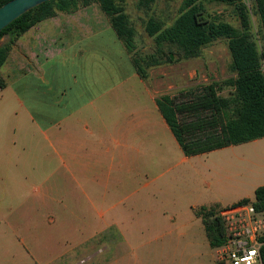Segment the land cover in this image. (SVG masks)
<instances>
[{"label": "rangeland", "instance_id": "1", "mask_svg": "<svg viewBox=\"0 0 264 264\" xmlns=\"http://www.w3.org/2000/svg\"><path fill=\"white\" fill-rule=\"evenodd\" d=\"M138 1L117 0L135 30V53L138 57H145L155 53L153 37L145 31L146 22L153 18L163 27L170 26L180 15L183 0H151L144 5ZM199 2L204 19L214 24L225 23L239 31L236 3L221 0ZM241 2L249 9L250 33L260 49L263 42L258 32L257 16L252 11V0ZM63 13H59L61 19L68 18L74 24L87 19L101 25L109 23L96 3L80 7L69 15ZM110 32L113 34L111 29ZM7 41L5 36L0 44ZM103 45L107 46L106 49L101 48L93 56L59 55L52 61L53 75L49 76V83L40 84L29 77L23 90L18 82L20 76L16 77L18 70L13 67L8 71L6 68L11 57L14 63L21 52L10 55L0 68L7 86L0 91V264H104L105 261L109 264H217L218 261L229 264L225 262L223 244L217 248L209 247L201 221L190 207L195 203L209 205L214 199V190L222 183L236 187L247 181L260 183L252 178L255 174L235 166L242 165L243 159L249 158V162L264 164L263 160L254 157L253 152L264 157V138L256 143L249 141L184 158L170 132L156 133L152 154L140 156L137 174L123 175L121 192L117 194L130 198L116 207L124 210L135 198L149 200L151 204L149 207L143 205L139 212H129L127 217L123 215L124 218L118 220L122 222L120 227L112 225L101 234H97L100 220L95 216L85 220L71 215L77 210L82 212L84 203L82 197L76 196L75 203L68 196L63 169L59 168V175L48 182L35 184L31 181L34 176L38 182L45 181L44 178L51 173L50 163L43 161L44 169L39 171V163H35L31 155H26L34 149L40 130L36 123L39 106L44 105L48 114L59 107V115H66L70 111L67 108L72 107L68 103L72 99L68 90L76 80L80 81L78 73L81 70L93 68L107 72V76H101L109 93L103 99L111 104L116 102L113 83L125 77L126 68L131 69V65L127 55L121 49L117 50L112 40L108 38V44ZM72 49L75 52L77 48ZM166 55L171 57V62L165 61L147 69L145 81L156 97L169 95L177 106L191 107L214 83L221 88L215 87L217 96H231V87L221 84L236 77L226 38L202 45L190 58H184L173 48L171 52L166 49ZM136 82L130 80L128 85ZM141 88L139 85L135 90L140 92ZM124 92L133 95V91ZM126 100L123 99L122 105ZM210 112L202 108L181 109L178 120L191 124L211 117ZM104 123L108 132L113 130L114 112L111 109L105 111ZM4 150L10 154L5 155ZM42 159H45L44 155ZM52 166L58 168L59 161L53 159ZM244 193L236 189L235 197ZM238 203L218 207L224 209ZM257 216L264 218V212H257ZM223 226L227 233L225 222ZM148 242H152L149 247L145 245ZM90 246L93 249H89ZM104 246L106 250H102ZM90 255L92 258L89 259Z\"/></svg>", "mask_w": 264, "mask_h": 264}, {"label": "crops", "instance_id": "2", "mask_svg": "<svg viewBox=\"0 0 264 264\" xmlns=\"http://www.w3.org/2000/svg\"><path fill=\"white\" fill-rule=\"evenodd\" d=\"M59 13L63 12H58L55 16L36 23L15 41L8 57L15 52L22 54H19V57L17 55V60L14 63L11 57L6 68L8 71H11L13 67L18 70L16 77L20 76L18 82L23 90L29 77L40 84L49 83L48 78L51 74L53 75L51 66L54 58L59 55L71 54L75 57L80 55H84V57L93 56L101 48L106 49L107 46L103 44L105 42L108 44V38L114 42L117 50L121 49L127 55L126 58L131 69L128 66L126 76L120 77L117 83H113L114 86L112 87L116 89L115 104L103 99L109 93L106 84L105 87L102 83L101 76H107V72L100 68L81 70L78 73L81 78L80 81L76 80L72 88L68 90L70 97H72L71 100H68L69 105L72 106L67 108L70 110L69 114L59 115L61 112L59 107L56 111H51L50 114L44 110V105L38 107L36 123L40 130L37 132L38 136L36 143H34V149L29 150L26 154L31 155L35 163H39V171L44 169L43 161H47L46 163L51 165V173L44 178L45 181L39 180L38 182L37 176L31 178L35 184L48 182L53 176L57 177L59 168L65 171L68 196L75 203L76 196L82 197L81 201L84 203L82 212L77 210L71 215L85 220L95 216L100 220L97 234H101L112 225L120 227L122 222L118 220L123 215L127 217L129 212H139L145 204L149 207L151 204L149 200L135 198L130 201V207L124 208V210L118 209L117 204H121L130 197L122 196L117 192H121L123 175L129 177V175L137 174L140 156L152 154L155 134L171 133V131L158 111L155 103L157 97L154 91H151L146 84L147 82L137 75L132 66L130 55L116 37L109 23L108 25L104 23L101 25L97 21L87 19L76 21L77 23L74 24L68 18L61 19ZM63 14L69 15V13ZM110 29L113 34H111ZM72 48L77 49L73 52ZM0 76L2 77L1 73ZM130 80H137V82L128 85ZM139 85L142 88L140 92H137L135 89ZM6 87L5 82V87L0 91ZM124 91H133V95L131 93L130 95L126 94ZM123 99H127V102L122 105ZM107 109L114 112V127L110 132L104 123ZM79 114H83V116ZM257 140L259 139L250 142L256 143ZM21 151L24 152L25 149ZM253 152L256 159L264 161V157L258 156L255 151ZM4 153H6L5 155L10 154L6 150ZM43 155L45 156L44 160L42 159ZM182 155L184 158H189L183 153ZM53 159L59 161L58 168L52 166ZM243 160L245 161L242 165L235 167L255 174L256 176H252V178L257 179L256 181L260 183L251 184L247 181L237 187L222 183L219 189L214 190V201H210L209 205L195 203L190 207L194 215L200 207H218L227 203L234 204L242 199H252L254 190L260 186L264 187V178H261L264 176V164L256 163L257 161L249 162L250 158ZM250 166L254 168H250ZM230 167L233 166L230 165ZM236 189H241L245 193L235 197ZM249 192H251L252 197H249ZM107 203L110 204L107 206ZM195 217L201 221L200 217L196 215ZM202 227L204 231L203 224ZM94 234L96 233L94 232ZM151 243L148 242L145 245L149 247ZM207 243L209 245L208 239ZM92 247L90 246L89 249H93ZM103 249L106 250V246ZM90 258L92 255L89 256ZM104 264H109V262L105 261Z\"/></svg>", "mask_w": 264, "mask_h": 264}, {"label": "trees", "instance_id": "3", "mask_svg": "<svg viewBox=\"0 0 264 264\" xmlns=\"http://www.w3.org/2000/svg\"><path fill=\"white\" fill-rule=\"evenodd\" d=\"M10 0H0V7ZM151 0H139L141 5ZM200 0H183L180 15L168 27L150 18L145 31L153 37L155 53L138 57L135 53V30L129 22L124 7L117 0H49L24 13L0 31V40L7 36L8 41L0 44V67L5 62L15 41L36 23L55 16L58 12L73 13L80 7L96 3L107 17L116 37L122 43L137 75L145 80L147 69L163 62H171L166 55L172 48L184 58L193 57L199 47L217 38H226L231 58V67L236 77L221 84L231 87L229 98L216 95L215 87H207L208 92L194 106L176 104L168 95L155 99L156 106L170 129L172 136L187 156L208 153L231 145H239L264 138V0H252V11L257 16L258 32L262 39L259 49L250 33L249 9L241 0H221L236 3L239 31L225 23L214 24L204 19ZM5 82L0 76V89ZM206 109L211 117L199 119L191 124L181 123L178 112L181 109ZM202 131V132H200ZM198 132V133H197ZM250 203L257 212H264V187L254 190L252 199H242L235 206ZM217 206L200 207L195 215L200 217L211 248L225 242L223 220L217 215ZM264 241V239H261ZM261 264H264V243L259 249ZM217 264H224L218 261Z\"/></svg>", "mask_w": 264, "mask_h": 264}, {"label": "built area", "instance_id": "4", "mask_svg": "<svg viewBox=\"0 0 264 264\" xmlns=\"http://www.w3.org/2000/svg\"><path fill=\"white\" fill-rule=\"evenodd\" d=\"M227 224L223 243L225 262L229 264H261L259 249L264 243V218L248 203L220 209L217 213ZM236 217L238 218L237 220Z\"/></svg>", "mask_w": 264, "mask_h": 264}, {"label": "water", "instance_id": "5", "mask_svg": "<svg viewBox=\"0 0 264 264\" xmlns=\"http://www.w3.org/2000/svg\"><path fill=\"white\" fill-rule=\"evenodd\" d=\"M49 0H10L0 7V31L15 19Z\"/></svg>", "mask_w": 264, "mask_h": 264}]
</instances>
